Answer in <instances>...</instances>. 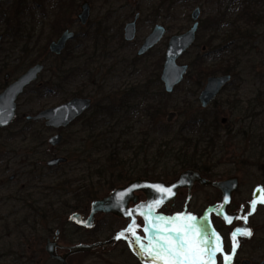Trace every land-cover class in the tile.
Wrapping results in <instances>:
<instances>
[{"label":"rangeland","instance_id":"1","mask_svg":"<svg viewBox=\"0 0 264 264\" xmlns=\"http://www.w3.org/2000/svg\"><path fill=\"white\" fill-rule=\"evenodd\" d=\"M67 2L5 0L0 4V37H3L0 45V93L37 59L46 65L40 79L18 99L15 121L0 129V264H59L50 259L45 251L47 240L52 239L59 228H62L59 243L64 246L76 245L84 239L86 232L67 222L76 209L64 207V203L74 204L75 190L83 186L85 181L89 183L90 177L86 176L98 169L92 165L93 161L101 160L105 176L101 179V185L100 179L93 176L97 185L92 186L93 189L83 188L80 192L94 190L98 194L95 196L97 198L106 194L110 187L124 185L136 177H144L131 176L134 174V166H138L140 174L150 175L153 179L175 178L182 171L174 161L176 156L169 154L174 159H165L159 167L153 165L151 170L155 173L149 170L140 172L146 168V158L140 155L141 164L137 165L138 158L135 156L143 147L140 143L144 142L143 134L150 125L146 114L131 117L128 122L131 133L123 131L126 132L123 137L116 135L102 143L106 153L120 148V157L123 159L115 163V166L113 161L105 162L103 150L93 154L92 158L89 154L87 158L83 157L82 138L92 134L85 131L86 119L81 118L67 128L55 130L47 128L44 121L33 122L29 126L27 122L31 120L28 121L27 117L75 98L73 94L78 89L82 93L77 97L88 96L93 99V103L110 96L111 100H116L134 88L148 89L150 97L166 93L161 74L169 40L193 26L192 14L197 7L201 8L202 15L196 42L178 60L179 64L190 66V74L171 94L172 106L165 117V123L179 128L192 117L203 118L206 115L210 121L215 122L216 149L211 155L215 159L207 160L210 168L204 170H210L212 175L216 172L222 179L240 177L243 198L249 197L253 186L260 187L264 183V0H254L256 4L248 5L244 2L232 4L230 0H74V4L70 1L73 20L66 26L77 37L68 42L69 49L64 52V57L70 56V53L74 56L84 54L81 63L86 64L89 58L91 60L62 90L40 94L38 87L50 79L60 62L59 58L56 60L51 55L49 47L47 53L40 51L48 40L54 41L59 37L52 35L50 21L57 8ZM86 2L90 5V19L86 25H82L78 15ZM248 8L261 12L259 19L249 23V26L245 19L237 18ZM137 14L140 17L136 39L126 42L125 25L133 22ZM215 19L217 21L213 22ZM157 24L165 26L167 32L164 38L145 55L138 56L145 38ZM237 26L251 27L250 33L243 37L239 34L229 37ZM97 29L99 31L96 35ZM199 59L209 67H216L220 62L235 66L234 74L231 73V84L208 108H203L199 100L208 78L196 90L198 75L192 66ZM146 102L144 99L143 106ZM91 109L85 113L88 117L92 114ZM120 119L123 120L122 116ZM122 125L121 130H124L125 122ZM58 133L63 134V143L58 148H51L48 140ZM182 135L196 138L187 130ZM108 137L111 136L108 134ZM133 139V147L126 144L127 140ZM202 139L201 149H204L210 138L206 136ZM42 141L46 144H42ZM85 143L88 149H94L91 141ZM54 154L68 157V162L51 170L47 161ZM120 170L123 173H117ZM64 180L73 181V186L60 185ZM89 205L88 201L80 207ZM52 207L59 211L58 217L57 214L49 213ZM63 207L64 210L60 211ZM40 216L42 220H39ZM63 219L66 220L64 224ZM261 219L258 217L256 222L259 223ZM98 233L91 235H100ZM111 244L108 242L96 253L76 254L69 260V264H138L126 256L120 247H111Z\"/></svg>","mask_w":264,"mask_h":264},{"label":"trees","instance_id":"2","mask_svg":"<svg viewBox=\"0 0 264 264\" xmlns=\"http://www.w3.org/2000/svg\"><path fill=\"white\" fill-rule=\"evenodd\" d=\"M72 2L74 4V0H68L67 3L61 5L58 10L54 13V18L50 21V29L52 35L60 36L62 32L67 27V23H72L73 17L72 16V5L69 7V2ZM19 10H18V12ZM237 18H243L246 20L247 25L249 26V23L255 22L257 19H259L258 15L253 14L252 12L246 11L243 14H239ZM217 21V19L213 20ZM215 24V23H214ZM213 24V25H214ZM243 27V26H237L233 31L232 34L229 36L232 38L233 35L239 34L240 36H247L250 33L251 27ZM99 29L95 30V34H98ZM15 34V33H14ZM17 34H15L16 36ZM87 37H89V34H86ZM93 37V36H92ZM51 43L50 40L44 45L42 49V53L48 52L49 44ZM239 48V47H238ZM69 48H66V50ZM27 50V49H25ZM215 52V51H214ZM74 56L72 53H70V56L64 57V53L61 57H59V64L56 66L57 71L50 77V79L43 84V86L38 87V91L40 94L49 92V91H60L62 88L69 84L72 80L76 78V76L82 72V69L84 66L88 65V61L91 60V58L88 59L87 63H81L80 60H82L85 56ZM56 60L58 58H55ZM231 64V63H230ZM194 68V71L198 75V80L196 81V90L200 89L203 85L204 81L210 77L214 76L217 73H222L223 75H232L234 74L235 66L233 65H224L223 63H218L216 67H209L205 65L199 59V62L197 64H193L192 66ZM85 69V68H84ZM83 69V70H84ZM232 73V74H231ZM190 74V70L188 71L187 75ZM144 87V86H143ZM82 93L81 89H78L74 92V97L79 96ZM157 95V94H156ZM88 97V96H86ZM171 94H167L162 92L160 96H152L150 97V94L148 93V89L142 88L140 90L131 89L123 93V95L116 99L111 100L112 96L110 98H103L97 103H93L92 105V114L88 117L87 114H84L81 118L86 119V132L92 133L87 136H83V157H89L92 158L93 154L96 152H101L103 150L104 157H106L105 162H114L113 166H115V163L117 164L119 161H122L120 157V148L111 150L109 153H106V148L102 147L103 142H107L116 135L118 137H123L127 131V133H131L130 129L131 126L128 122H130L131 117L135 115H141L146 114V117L148 118L150 125L146 132H144V142H141L140 144H143L142 148H140L139 154L136 153L137 159V165L140 163V155L143 154V157L146 158V168L142 171L149 170V172H153L151 170L156 165L159 167L162 165V161L166 160H173L174 158L169 157V154H173L176 156L175 162L178 163V167H180L182 170L185 169H205L210 168L208 167V161L207 160H213L215 159V156H211L213 154V151L216 149V141H215V122L210 121L209 118L205 115L203 118L198 117H192L190 120H187L184 122L179 128H176V126L171 124L165 123V117H167L169 110L171 108ZM139 99H143L141 102H139ZM147 100L146 104L143 106V101ZM216 102V101H214ZM141 107H144V109L141 110ZM120 116H122L123 120L120 119ZM80 118V119H81ZM79 119V120H80ZM126 119V120H124ZM78 121V120H77ZM122 122H125L124 130H121ZM85 123V121H84ZM33 122H27V125L31 126ZM75 124V123H74ZM89 127H91L89 132ZM213 129V130H212ZM184 130H187L188 132L194 134L196 138H190V137H184L182 133ZM200 130V131H199ZM96 131L98 133H96ZM199 131V132H198ZM198 132V133H197ZM122 133V134H121ZM196 133V134H195ZM108 134L111 136L110 138ZM210 134L213 136L210 137ZM209 136V140L206 142L205 148L201 149V140L202 138ZM171 138L168 142L167 140ZM87 140L91 141L93 143L92 150L87 148V144L85 143ZM119 138H117V142H119ZM101 143V146H100ZM159 143H162L159 144ZM42 144L44 141H42ZM107 144V143H106ZM126 144L135 145V140H127ZM177 145H181L178 146ZM138 149V148H137ZM154 149V150H153ZM164 149V150H163ZM166 149H168V153H166ZM143 151V152H142ZM153 151V152H151ZM201 152V153H200ZM87 154V155H86ZM165 155V156H164ZM135 159V158H134ZM207 161V162H206ZM130 162H133L132 160ZM153 162V163H151ZM101 160H98L96 162L93 161V166L97 167L96 172H92L86 176V178H89V183L85 181L86 183L83 186H80L75 190V196L73 200L74 204L69 203V205L64 203V207L67 208H75L77 209L80 207V205H85L87 202L92 201L96 199L95 197L97 192L91 190V192H83L81 193V189H87L92 186H96V182H94V177L99 178V185H101V179L105 176V173H103L102 165L100 164ZM121 164L124 165V162ZM152 165V166H151ZM138 166H134V174L131 176H144L149 177L150 175H142L137 170ZM158 169V168H157ZM155 170V169H154ZM148 172V171H146ZM155 173V171L153 172ZM120 175V174H119ZM84 176V180L86 179ZM62 186L71 187L73 186V181L64 180L61 182ZM86 191V190H85ZM64 207L61 208L60 211L64 210ZM49 213L52 215H56L58 217V210H53V207L51 210H49ZM44 215L46 213L44 212ZM47 216V215H46ZM44 216V217H46ZM62 218V217H61Z\"/></svg>","mask_w":264,"mask_h":264},{"label":"flooded vegetation","instance_id":"3","mask_svg":"<svg viewBox=\"0 0 264 264\" xmlns=\"http://www.w3.org/2000/svg\"><path fill=\"white\" fill-rule=\"evenodd\" d=\"M4 1L5 0H2L0 2V4ZM251 1L252 2H250V0H230V2L232 4L238 3V2H240V3L244 2L247 5L248 4H256L254 2V0H251ZM258 4H260V3H258ZM19 5H21V4H19ZM197 8H200V7H197ZM247 11L251 12V11H255V10H251L248 8ZM200 12L202 15L201 8H200ZM252 13L255 15H258V16H260V14H261V12H258V11H255ZM137 15H139V14H137ZM67 27L62 32V34L65 31L70 30ZM75 35H76V33H75ZM76 37H77V35L75 36V38ZM0 39H1V41H0V45H1L3 37L1 36ZM124 40H125V36H124ZM52 42L53 41H51V43ZM50 44H49V51H50ZM42 49L40 51L41 53H42ZM63 53H62V55H63ZM51 55L53 57H56V58H59L62 56V55L56 56L52 53H51ZM40 62L45 65V63L43 61H40ZM40 62H38V59H37L36 62H33V64L30 67H28L27 69H25V71L21 75H23L28 69H30L31 67L35 66L36 64H38ZM45 69H46V65H45ZM45 69L43 70V72L45 71ZM189 70H190V66H189ZM43 72L40 74L38 80L40 79ZM186 76H187V74H186ZM214 76H217V75H214ZM5 79L7 80L8 76H6ZM232 80H233V78H232ZM37 81L33 82L30 86L35 84ZM30 86H28V87H30ZM26 89H25V91H26ZM216 99L214 101H216ZM92 101H93V99H92ZM93 102H92V104H93ZM17 110H18V107H17ZM79 119H77V120H79ZM76 121L74 123H76ZM31 122H33V121H31ZM74 123H72L71 125H73ZM48 144H49V140H48ZM60 145L55 146V147L54 146H50V147L51 148H58V147H60ZM53 157H58V154L52 155V158ZM66 158L68 159V157H66ZM61 165H63V164H61ZM61 165H59L57 167H48V168H50L51 170H56ZM186 170H189V169L182 170L181 172H179L176 175L175 178H170V179H164V177L157 178V179H155V178L153 179L150 177H136V178L130 179V180L126 181V183L124 185L110 187L108 192L106 194H104L102 197H98V198L90 201L89 206L78 207L76 209V211L74 212V213L79 214L78 220L83 222L84 224H87V223L90 224V227H87L84 225H79V224L70 220L71 215L74 213H72L69 216L67 222H70L72 224L77 225L81 230L86 232V235H85L83 240L84 241L88 240V241L84 242L82 240L78 244L106 243L105 245H107L108 242H112V240L115 236H118L119 234H121L123 232L125 234V238H121V239H117V240L113 241L111 244V247L112 246L113 247L118 246L121 248V250L124 252V254L126 256H130L138 264H145V258L141 254H139V249L135 244V237L132 236V234L127 231V229L130 226H132L133 224H135L136 236L141 237L144 240V242L146 243L147 242L146 237H147L148 233H145V231H144V228L146 226L144 215H148V216L151 215L154 218L157 216L174 217L176 215H192V216H195L197 218L196 222H197L198 227L206 224L209 231L212 233L213 238L219 237L223 241V249L224 250L222 253L217 254V257H216L217 264H225V262L223 260V256L232 254L231 253V246H232L231 235L237 228H242V229L250 228L252 230L253 235L250 238L238 237V239L240 241V247L238 249H236L235 256H234L231 264H264V204L258 203L256 211L254 213H252L251 215H248L251 211L250 206H251L252 201L253 200H259L261 197H264V192L260 191L261 189H264V183H262L260 185V187L253 186L251 188V192L249 194V197L243 198V196L241 195L243 193L242 192L243 183H242L241 178L237 177V176L222 179L218 175H216V172H215V175H212L210 170L190 169V170H194L195 172H197L198 176L196 175L197 177H195V178L192 177V180H188L187 185L185 187L180 188L178 191H176V195L173 197H170L169 201L163 202L158 207L149 208L148 207L149 205L156 204L157 193L150 190L151 199H149L147 192H145L141 189L126 191V192L120 194L118 201L116 203L117 208L120 211L121 215H116V214L111 213V212H98L94 215L93 220H92V225H91V219L89 220V218L91 216L92 203L94 201L108 197L114 190H116L118 188H125L126 186H128V184L131 181L136 180L138 178L153 181V182H163L167 186H169L170 184L174 183L179 178L180 174ZM112 173H115V172H112ZM117 173H123V170H120L119 172L117 171ZM229 179H236L235 181H236L238 187L232 195L231 202L228 204L226 209H224L223 206L225 205V203L223 200L222 191L219 188L210 185L208 182H223V181H226ZM255 189H256L255 193L252 194ZM163 195H165V194L160 193V192L158 193L159 197H161ZM166 195L169 196L168 194H166ZM239 197H241V199H238ZM195 201H196V204H195ZM245 215H248V222L247 223H244V220H243V217ZM258 217L262 218L259 223L256 222V219ZM42 218L43 217L40 216L39 220H42ZM228 219L232 220L231 224H229L227 222ZM65 222H66V220L63 219L62 223L64 224ZM57 231H59L58 239H57V243L59 244V247H57V254L62 255V254H65L68 252V247H70V246H64V245L59 243V238H60V235L62 233V228L57 229L56 232ZM56 232H55V236L57 234ZM97 232H99L98 234H100V235H95V236L91 235V234H95ZM54 237L50 240H53ZM129 241H133L131 246H130ZM216 243H219V241H216ZM104 246H100L98 248H95L91 251H88L87 253L92 254V253L98 252V250L101 251V249L104 248ZM61 251H64V252L61 253ZM84 253H86V252H84ZM79 254H83V253H79ZM75 255H71L68 257V259H67L68 263H69V260ZM54 261H56V260H54ZM56 262L59 263L58 261H56ZM59 264H61V263H59Z\"/></svg>","mask_w":264,"mask_h":264},{"label":"water","instance_id":"4","mask_svg":"<svg viewBox=\"0 0 264 264\" xmlns=\"http://www.w3.org/2000/svg\"><path fill=\"white\" fill-rule=\"evenodd\" d=\"M2 0H0L1 2ZM82 12L78 15V19L82 25H86L90 18V5L89 3H84L82 5ZM200 8H197L192 14V20L194 21L193 26L185 33L181 35H175L171 37L168 48L165 54V63L163 66V71L161 74V81L164 84V90L167 94H172L175 88L179 86L188 70V64H179L178 60L185 55V53L193 46L196 42L197 32L200 26ZM139 15L135 17L133 22L128 23L124 29V36L127 42H132L135 40L137 35V20ZM166 28L162 24H157L153 31L145 38L142 46L138 51V56H142L154 48L166 34ZM75 32L67 30L65 31L57 40L50 44V52L56 56H61L65 51L69 41L75 38ZM1 41V39H0ZM45 69L43 63H38L35 66L28 69L23 75H21L15 82L10 84L1 94H0V129L6 128L11 125L17 116L18 99L25 92V89L30 86L33 82L37 81L40 74ZM232 81L231 75H217L211 76L207 79L203 90L200 93L199 99L203 108L209 107L214 100L221 94V92L230 85ZM92 99L85 97H75L61 105L53 108L45 109L36 115L28 116V121L39 122L44 121L47 128L60 130L69 127L82 115H84L92 107ZM64 140L63 134H56L49 139V144L51 146H58ZM68 159L66 157H53L47 162L48 167H57L61 164H66ZM198 173L194 170H186L180 174L179 178L169 186L163 182H153L145 179L138 178L131 181L125 188H118L114 190L108 197L96 200L92 203V212L89 220L91 219V225L93 217L98 212H111L116 215H121L117 208V201L120 194L126 191H132L135 189H141L147 192L149 199H151L150 190L157 193L156 202L162 197L164 202L169 201L170 197L176 195V191L187 185L188 180H192V177H197ZM236 179H229L223 182H208L210 185L219 188L223 193V200L225 205L224 209L231 202L232 195L237 189L238 185L235 181ZM205 181V180H204ZM206 182V181H205ZM157 186L172 188V194H166L159 197ZM227 201V202H226ZM144 215V214H143ZM79 214L74 213L71 215L70 220L79 224L90 227V224H84L78 220ZM145 222L154 219L151 215H144ZM56 236L53 240H47L45 250L48 256L52 260H56L61 264H69L68 257L71 255L84 253L91 251L100 246H104L105 243H95V244H77L68 247V252L65 254H57V243L59 231L56 232ZM117 236L112 240L115 241ZM109 242V243H112Z\"/></svg>","mask_w":264,"mask_h":264},{"label":"snow or ice","instance_id":"5","mask_svg":"<svg viewBox=\"0 0 264 264\" xmlns=\"http://www.w3.org/2000/svg\"><path fill=\"white\" fill-rule=\"evenodd\" d=\"M156 190L160 193L172 194L170 187L157 186ZM260 191L264 192V189ZM163 202L162 197L156 204L148 207L155 208ZM258 203L264 204V197L252 201L248 215L256 211ZM248 215L243 217L244 223L248 222ZM196 220L197 218L192 215L157 216L148 220L144 228L145 233H148L146 243L141 237L136 236L135 224L127 231L135 237V244L139 249V254L145 258V264H217V254L224 250L223 241L219 237L213 238L206 224L198 227ZM227 222L231 224L232 220L228 219ZM252 235L250 228H237L232 233V254L223 256L225 264H231L236 249L240 247L238 237L250 238ZM121 238H125L123 232L116 237V239ZM129 243L131 246L133 241Z\"/></svg>","mask_w":264,"mask_h":264}]
</instances>
